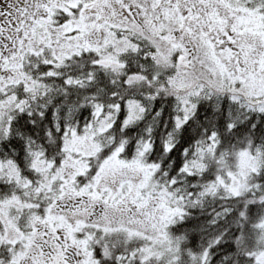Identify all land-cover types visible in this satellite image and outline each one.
I'll return each instance as SVG.
<instances>
[{
	"label": "snow or ice",
	"instance_id": "obj_1",
	"mask_svg": "<svg viewBox=\"0 0 264 264\" xmlns=\"http://www.w3.org/2000/svg\"><path fill=\"white\" fill-rule=\"evenodd\" d=\"M0 264H264V0H0Z\"/></svg>",
	"mask_w": 264,
	"mask_h": 264
}]
</instances>
